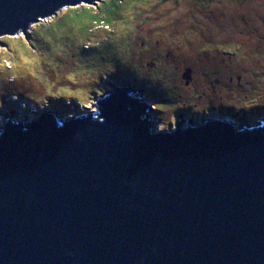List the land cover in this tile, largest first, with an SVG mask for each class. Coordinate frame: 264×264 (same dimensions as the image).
Listing matches in <instances>:
<instances>
[{"label": "water", "instance_id": "obj_1", "mask_svg": "<svg viewBox=\"0 0 264 264\" xmlns=\"http://www.w3.org/2000/svg\"><path fill=\"white\" fill-rule=\"evenodd\" d=\"M102 1L0 0V37ZM140 95L6 119L0 264H264V116L156 131Z\"/></svg>", "mask_w": 264, "mask_h": 264}, {"label": "rangeland", "instance_id": "obj_2", "mask_svg": "<svg viewBox=\"0 0 264 264\" xmlns=\"http://www.w3.org/2000/svg\"><path fill=\"white\" fill-rule=\"evenodd\" d=\"M119 1L106 2L114 13L108 27L74 25V11L63 9L27 37H0V128L9 116L90 113L116 86L141 94L156 131L178 118L256 124L261 116L249 113L264 103V0ZM18 92L40 94L42 105Z\"/></svg>", "mask_w": 264, "mask_h": 264}, {"label": "trees", "instance_id": "obj_3", "mask_svg": "<svg viewBox=\"0 0 264 264\" xmlns=\"http://www.w3.org/2000/svg\"><path fill=\"white\" fill-rule=\"evenodd\" d=\"M117 1L119 2L118 3L119 5H121L123 3L122 1H119V0H117ZM126 1H125V3H126ZM106 2H107V0H104L103 3L100 2L101 4H98L97 6L83 5L82 6L83 8H80V6L79 7L68 8L69 9L68 12L69 11H74L73 12L74 14H73V16H69L67 18L68 19L67 21L69 23H74V25L75 24L81 25L84 22H91V21L93 22V21H95V22H100V23H102V25L104 24L106 27H108L109 26L108 23L114 17V13H113V11L109 7L105 6L106 5ZM94 8H98V9H100V11L98 13H93V9ZM42 22H40V23H42ZM94 24H96V23H94ZM41 25L43 26L45 24H41ZM49 29H50V27L47 28V30H49ZM65 90H66V94H68V96L71 97V99H73V97H74L73 94H71L68 89H65ZM46 93H48V89H45L44 90V95L45 96H47ZM12 94H13V92H12ZM18 95L21 96V97H24L25 95H27L28 97L38 99L39 100V104L42 105V99H43V97L40 94H38V93L37 94H31L30 95V94H26V92H22V93L21 92H18ZM61 95L64 96L63 94H61ZM36 96H38V98H36ZM84 96H87V95L85 94ZM88 97H89V95H88ZM89 99L91 100L92 98L89 97ZM227 107H231V106L228 105ZM262 107H264V103L261 104L259 106V108H256V109L252 110L249 113V114H253L252 115L253 117H251V118L262 116L261 110H260V108H262ZM242 111L245 113L244 110H242ZM254 113H256V115ZM160 118L164 120L163 117H160ZM249 118H250V115H248V112H247L246 115L243 116V119L247 121ZM163 123H165V121H163Z\"/></svg>", "mask_w": 264, "mask_h": 264}, {"label": "flooded vegetation", "instance_id": "obj_4", "mask_svg": "<svg viewBox=\"0 0 264 264\" xmlns=\"http://www.w3.org/2000/svg\"><path fill=\"white\" fill-rule=\"evenodd\" d=\"M101 3H103V1H102ZM101 3H99V4H101ZM165 56H166V57H169V56H170V54H169V53H167V54H165ZM190 76H191V75H190Z\"/></svg>", "mask_w": 264, "mask_h": 264}]
</instances>
